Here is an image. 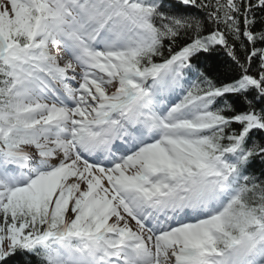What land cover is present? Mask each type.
Returning a JSON list of instances; mask_svg holds the SVG:
<instances>
[{
    "label": "snow or ice",
    "instance_id": "obj_1",
    "mask_svg": "<svg viewBox=\"0 0 264 264\" xmlns=\"http://www.w3.org/2000/svg\"><path fill=\"white\" fill-rule=\"evenodd\" d=\"M0 264H264V0H0Z\"/></svg>",
    "mask_w": 264,
    "mask_h": 264
}]
</instances>
